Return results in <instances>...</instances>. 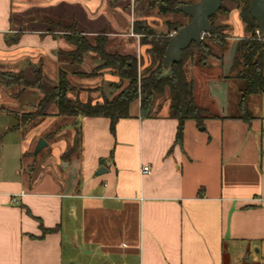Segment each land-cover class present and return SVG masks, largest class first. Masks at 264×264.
I'll return each mask as SVG.
<instances>
[{
  "label": "crops",
  "instance_id": "crops-1",
  "mask_svg": "<svg viewBox=\"0 0 264 264\" xmlns=\"http://www.w3.org/2000/svg\"><path fill=\"white\" fill-rule=\"evenodd\" d=\"M13 4L0 0V72H22L31 80L38 65L50 83L62 66L59 52L74 47L44 31L12 36V15L27 10ZM63 4L74 7L75 1L45 0L37 8ZM231 13L239 34L227 35L223 63L186 66L196 103L219 118L205 120L202 128L185 121L181 144L175 142L177 121L170 118L166 94L149 118H140L138 101L131 104L114 135L108 119L77 117L81 143L65 173L56 166L69 145L42 136L59 117L55 107L35 129H20L31 133L22 141L12 179L0 161V264H264V93L248 98L249 123L235 118V90L226 77L245 31L238 11L226 16ZM118 35L146 59V46L134 34ZM105 74L95 81L107 79ZM17 92L0 84V96L7 93L12 101L29 93L13 97ZM36 96L24 108L32 110ZM0 112L14 111L0 106ZM41 137L56 149L55 157L33 178L35 171L24 172L22 162ZM144 166L149 173L141 172ZM101 167L106 172L97 176Z\"/></svg>",
  "mask_w": 264,
  "mask_h": 264
},
{
  "label": "trees",
  "instance_id": "trees-1",
  "mask_svg": "<svg viewBox=\"0 0 264 264\" xmlns=\"http://www.w3.org/2000/svg\"><path fill=\"white\" fill-rule=\"evenodd\" d=\"M251 0H224L219 11L209 18L211 31L205 34L199 44L192 43L182 52V59L174 64L170 73L163 68V59L167 42L172 33L177 32L186 25L190 18L178 11L183 5L193 4L195 1L184 0H136V4L147 2L148 9L156 8L158 15L182 17L180 20H166L167 30L164 33H156L149 29L142 21H135L132 26L134 34L140 36V44L146 46V56L149 66L145 73H139L137 57L132 54H121L117 51L109 52L108 39L104 34H99L91 39L84 31L78 32L74 23L57 25L64 35L65 41L74 47L70 52H59V59L70 60L79 64L88 53L96 54L100 59V69L111 70L125 84L123 88L110 100L104 99L102 103L92 104L91 101L81 102L72 99L69 94L74 90L67 78V72L60 69L57 83L48 86L43 83L41 68L33 69V77L27 80L22 72H0V84L6 88L21 87L22 92H17L13 97H20L26 89L37 92L40 96L32 110L18 114L10 112L17 121L18 129H28L49 116L51 107H55L57 115L61 117H87L105 118L110 122V132L115 133L117 122L129 118L131 104L139 102V116L142 119L149 118L155 102L165 94L169 101L170 118L177 121L175 142L181 144L183 124L187 120H193L197 127L202 128L204 121L209 118H219L209 115L207 109L199 106L195 101V83L187 76L186 66L190 64L198 67H208L210 61L220 65L223 63V54L228 47L226 24L217 23L219 15H228L230 10L238 11L243 24L245 36L237 41L235 55L231 64L229 75L226 77L238 93L237 113L238 118L246 123L252 119L246 102L249 97L264 93V36L258 33V24L249 15L248 8ZM229 2L233 7H227ZM48 24H51L47 20ZM51 31V30H50ZM79 146L81 143V130H79ZM70 153L74 150L70 149ZM43 233L52 231L41 227Z\"/></svg>",
  "mask_w": 264,
  "mask_h": 264
},
{
  "label": "rangeland",
  "instance_id": "rangeland-1",
  "mask_svg": "<svg viewBox=\"0 0 264 264\" xmlns=\"http://www.w3.org/2000/svg\"><path fill=\"white\" fill-rule=\"evenodd\" d=\"M45 0H13V6L16 10L23 12L19 14L12 15V21L16 26L13 27V33L11 34L14 37H18L23 34L24 31L29 30H38L51 33L54 37H64V35L59 32L61 29L57 27L59 22L63 25H69L74 23L78 32L81 29H84L85 32L91 33L87 37L93 39L99 34H104L108 39V47L106 50L109 52H119L121 54H132L137 57V68L139 73H145L147 66H149L148 57L146 59H139L137 53L131 50L127 45L126 38L119 36L118 34L132 35V26L135 21H142L145 25L155 31L156 33H164L167 30L165 22L167 19L170 21L180 20L186 22L185 18L182 17H172V16H162L158 15L156 8L148 9L147 2L136 4V0H72L75 1V6H68L63 4L62 6L56 7L54 10L44 9L41 10L40 4ZM184 1H195L198 0H184ZM227 7H233L229 2H226ZM15 10V11H16ZM82 12H85L88 20L92 21V24H87L84 22L81 15ZM56 13H59L55 16ZM236 16H224L219 15L216 22L226 24L228 26L227 35L236 36L239 34L233 23ZM79 18V20H78ZM19 19L21 21H19ZM47 20L51 23L48 24ZM89 20V21H90ZM80 23H79V22ZM103 21V23H102ZM229 21H232V24H229ZM103 26V29L101 28ZM102 29V30H101ZM51 30V31H50ZM60 33V34H54ZM173 34V33H172ZM171 34V35H172ZM136 39H139L140 36L134 34ZM129 36V38H131ZM129 40V39H128ZM127 46V47H126ZM118 48V49H117ZM61 69L67 72V78L71 83V86L74 90L69 94V97L72 99H78L81 102L91 101L92 104L102 103L104 99L110 100L114 97L125 84L121 81L115 72L111 70L100 69V59L94 53H88L84 56L83 61L79 64L71 63L70 60H62ZM189 63V62H188ZM210 63H216L215 61H210ZM208 65V67H212ZM32 68L38 69V65H33ZM60 70V69H59ZM54 81L48 83L47 80H43L48 86H54L57 83V77ZM30 71V70H29ZM107 79L102 78L100 81H95L100 75L104 73ZM45 76V75H44ZM74 76V77H73ZM44 78V77H43ZM2 88V87H1ZM2 90V89H1ZM22 88L14 87V92H22ZM3 91L6 92V89L3 87ZM29 92L19 98L18 100L12 101L6 95L0 96V106L9 108L10 110L20 112V110L30 111L31 109L24 108L25 100L29 101V104L33 103L37 99V92L26 89L24 92ZM32 92V93H31ZM33 96V97H32ZM236 97V98H235ZM35 98V99H34ZM234 98V101H233ZM238 93L235 92L234 96L231 98L234 110L231 112H236ZM162 98L156 100L160 101ZM33 104L32 106H34ZM23 106V107H22ZM23 109H22V108ZM163 107V106H162ZM13 112V113H14ZM77 117H57L50 129L46 132L44 138L50 143H66L69 145L70 149H73L74 152L70 153L66 151L62 156L63 162H58L56 170L58 173H65L69 168L66 167L67 160H71L77 154L79 148V130L80 126ZM17 121L15 117L11 114L0 112V161L3 162L2 170L6 172V177L12 179L15 173V168L21 164V145L24 140L25 135H30L29 131H21L20 129H13V126H16ZM7 128H10L8 131ZM33 129H35L33 127ZM32 131V129H31ZM35 132V131H34ZM43 139V137H41ZM37 140L33 142V147L29 150V153L23 157L22 168L24 172L28 170L35 171L34 177L38 175L41 166L45 161L50 157H55V151L53 148L47 146L40 151L37 155H34V151ZM37 145V144H36Z\"/></svg>",
  "mask_w": 264,
  "mask_h": 264
},
{
  "label": "water",
  "instance_id": "water-1",
  "mask_svg": "<svg viewBox=\"0 0 264 264\" xmlns=\"http://www.w3.org/2000/svg\"><path fill=\"white\" fill-rule=\"evenodd\" d=\"M224 0H198L193 4L180 6L178 11L188 16L190 21L175 32L167 42L163 59V68L170 73L174 64L182 59V52L186 50L192 43L199 44L203 34L211 31L209 18L214 16L222 6ZM249 15L258 24V33L264 36V0H251L248 8ZM47 143L44 139H40L36 145L34 155H37ZM106 172L101 167L96 172L97 176Z\"/></svg>",
  "mask_w": 264,
  "mask_h": 264
},
{
  "label": "built area",
  "instance_id": "built-area-1",
  "mask_svg": "<svg viewBox=\"0 0 264 264\" xmlns=\"http://www.w3.org/2000/svg\"><path fill=\"white\" fill-rule=\"evenodd\" d=\"M174 34V33H173ZM172 34V35H173ZM171 35V36H172ZM205 34H203L201 37L203 38V36H204ZM141 172L143 173V174H147V173H149V167H147V166H144V167H142V169H141ZM14 200V199H13Z\"/></svg>",
  "mask_w": 264,
  "mask_h": 264
}]
</instances>
